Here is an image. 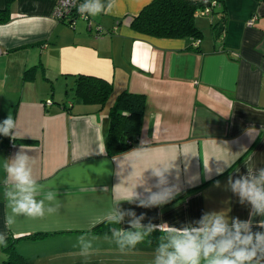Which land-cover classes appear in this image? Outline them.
Segmentation results:
<instances>
[{
    "label": "crops",
    "instance_id": "obj_1",
    "mask_svg": "<svg viewBox=\"0 0 264 264\" xmlns=\"http://www.w3.org/2000/svg\"><path fill=\"white\" fill-rule=\"evenodd\" d=\"M56 1L15 0L9 20L0 23V122L10 114L16 122L14 139L27 141L0 148V232L20 239L16 250L27 264H75L69 248L48 246L110 240L111 232L90 231L106 221L105 214L130 188L142 197L147 189L157 191L150 167L161 163L172 166L166 179L178 189L175 198L153 208L121 204L144 214V225L196 226L212 212L250 219V206L239 203L228 179L264 167V0H224L211 16L196 15L202 32L193 46L198 52L191 39L133 30V17L153 0H130L114 15L130 16L131 27L114 32L115 25L106 30L104 24L106 31L98 29L96 35L82 20L74 29L56 20ZM5 8L6 0H0V10ZM80 74L112 81L105 106L72 99ZM124 91L146 96L142 131L138 147L111 157L106 150L109 111ZM20 149L35 160L34 178L54 185L61 208L43 219L20 218L9 230L4 164ZM128 219L120 227L127 229ZM252 219L255 224L264 218ZM36 234L45 236L21 239ZM90 260L78 264H105Z\"/></svg>",
    "mask_w": 264,
    "mask_h": 264
},
{
    "label": "clouds",
    "instance_id": "obj_2",
    "mask_svg": "<svg viewBox=\"0 0 264 264\" xmlns=\"http://www.w3.org/2000/svg\"><path fill=\"white\" fill-rule=\"evenodd\" d=\"M116 0H84L79 4L78 12L84 16H97L110 11ZM16 122L9 114L0 122V136L15 138ZM35 160L25 150L20 149L4 164L3 197L5 204V227L11 230L20 218L43 219L59 212L61 202L54 185H44L33 176ZM172 167V166H171ZM171 167L157 164L150 167L158 178V190L147 189L148 195L142 197L130 188L123 197L122 203L135 204L141 208L160 207L169 203L178 194L175 186H169L166 174ZM149 169V168H148ZM217 169V174H222ZM9 181L12 187L8 188ZM228 185L238 196L240 204L250 206V219L241 221L238 217H229L223 212L205 213L196 226H157L149 222L144 225V214L137 216L131 209L125 210L118 204L104 216L107 223L114 225L110 231L121 252L135 249L145 241L152 232H163L161 243L155 249L154 264H264V231H253V228L264 229V219L253 223L254 217L264 218V167L248 169L246 175H239L233 180L230 176ZM217 187L219 182L217 181ZM128 217V228L115 227L125 222ZM107 238V237H106ZM7 233L0 232V246H7ZM83 239V237H80ZM91 249V245H88ZM82 249L81 256L92 254Z\"/></svg>",
    "mask_w": 264,
    "mask_h": 264
},
{
    "label": "trees",
    "instance_id": "obj_3",
    "mask_svg": "<svg viewBox=\"0 0 264 264\" xmlns=\"http://www.w3.org/2000/svg\"><path fill=\"white\" fill-rule=\"evenodd\" d=\"M14 1L6 0V8L0 10V23H6L9 20L10 7ZM204 5L205 3L202 0H153L133 17L131 26L133 30L146 36L191 39L193 42L192 49L198 52L200 48H193V46H197L198 41L202 38V32L197 27L195 18L196 12ZM59 22L73 28L71 19L65 18L59 20ZM31 71L29 69L25 72L24 80L29 77ZM71 91L74 94L73 100L77 99L87 105L105 106L113 91V83L102 77L80 74L76 76ZM51 96H53V93ZM48 101L53 104L51 99ZM46 103L47 101H45ZM145 109V95L128 91L118 95L109 111V129L106 144L108 156H119L138 147ZM26 142L0 136V148H8L11 144ZM113 226L105 221L93 228L90 233L96 235L109 234ZM115 227H120V225H115ZM162 235L164 233L158 229L136 247H158ZM43 236L45 235L36 234L21 237V239H38ZM18 240L20 239L13 240L9 235L7 246L2 247L8 253V257L3 260L2 264H27L26 260L16 250Z\"/></svg>",
    "mask_w": 264,
    "mask_h": 264
},
{
    "label": "rangeland",
    "instance_id": "obj_4",
    "mask_svg": "<svg viewBox=\"0 0 264 264\" xmlns=\"http://www.w3.org/2000/svg\"><path fill=\"white\" fill-rule=\"evenodd\" d=\"M58 1V0H57ZM56 1V2H57ZM107 0H103V2L106 4ZM129 1L130 0H116V5L110 10L106 11L100 15L97 16H88L89 21L82 20L87 24V26H91L90 28H93L94 34L96 35L97 30L100 29L102 31L108 30V27L111 25H115L114 32L117 31V29H125L126 27H131L129 22L131 20L129 17H123V19L116 18L114 15L117 12H120L127 5L129 7ZM105 24V29L103 28ZM122 27V28H121ZM74 29V28H72ZM102 32H98L100 35ZM121 32L115 33L120 34ZM110 35V34H109ZM119 40V38H117ZM63 91V90H62ZM109 239V238H108ZM113 238H110V240H102L96 242H88V244H84V242H77L72 241L70 243H54L51 246H48V249L50 247H57L58 249H67L69 248L72 255H74L75 264H78L79 262H88L90 259L95 260V258H99V260H103L101 262H105V264H154V258L155 253H151L150 251H155V249H150V247H136L135 249L128 250L126 252H121L118 245L116 244L115 240ZM91 245V249H88V245ZM88 249L92 252L91 256H81L79 255L80 251L82 249ZM97 252L99 254H97ZM1 253V252H0ZM96 254V255H94ZM5 255V254H4ZM94 255V256H93ZM0 256H3V252L0 254ZM5 260L7 259L8 255L6 254V257L3 256ZM4 260V259H3ZM91 261V260H90ZM3 261L0 259V264H2Z\"/></svg>",
    "mask_w": 264,
    "mask_h": 264
},
{
    "label": "built area",
    "instance_id": "obj_5",
    "mask_svg": "<svg viewBox=\"0 0 264 264\" xmlns=\"http://www.w3.org/2000/svg\"><path fill=\"white\" fill-rule=\"evenodd\" d=\"M205 5L201 7L197 12L196 15H203V16H211L215 10V8L219 5V1L217 0H202ZM84 3V0H58L54 9V18L56 20L62 19H71L72 26L75 27V23L77 20H87L89 21L88 16L81 15L78 12L79 4ZM254 23V18L251 19L248 24L251 26ZM47 107L52 105L51 101H47L45 104Z\"/></svg>",
    "mask_w": 264,
    "mask_h": 264
},
{
    "label": "water",
    "instance_id": "obj_6",
    "mask_svg": "<svg viewBox=\"0 0 264 264\" xmlns=\"http://www.w3.org/2000/svg\"><path fill=\"white\" fill-rule=\"evenodd\" d=\"M223 28H224V26L221 25L220 28H219L218 34H221L223 32Z\"/></svg>",
    "mask_w": 264,
    "mask_h": 264
}]
</instances>
